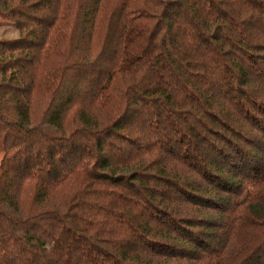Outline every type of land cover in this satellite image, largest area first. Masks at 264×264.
Masks as SVG:
<instances>
[{"label":"trees","instance_id":"1","mask_svg":"<svg viewBox=\"0 0 264 264\" xmlns=\"http://www.w3.org/2000/svg\"><path fill=\"white\" fill-rule=\"evenodd\" d=\"M0 17V264H264V0Z\"/></svg>","mask_w":264,"mask_h":264},{"label":"rangeland","instance_id":"2","mask_svg":"<svg viewBox=\"0 0 264 264\" xmlns=\"http://www.w3.org/2000/svg\"><path fill=\"white\" fill-rule=\"evenodd\" d=\"M20 36L15 23L0 17V40H14Z\"/></svg>","mask_w":264,"mask_h":264}]
</instances>
